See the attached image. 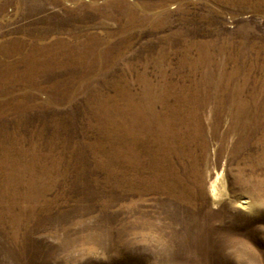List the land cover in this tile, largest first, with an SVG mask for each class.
Returning a JSON list of instances; mask_svg holds the SVG:
<instances>
[{"label": "rangeland", "instance_id": "374dc122", "mask_svg": "<svg viewBox=\"0 0 264 264\" xmlns=\"http://www.w3.org/2000/svg\"><path fill=\"white\" fill-rule=\"evenodd\" d=\"M0 264H264V0H0Z\"/></svg>", "mask_w": 264, "mask_h": 264}, {"label": "bare ground", "instance_id": "6f19581e", "mask_svg": "<svg viewBox=\"0 0 264 264\" xmlns=\"http://www.w3.org/2000/svg\"><path fill=\"white\" fill-rule=\"evenodd\" d=\"M244 204H245L246 208H249V202L245 201Z\"/></svg>", "mask_w": 264, "mask_h": 264}]
</instances>
